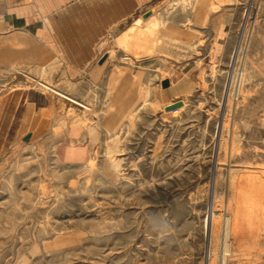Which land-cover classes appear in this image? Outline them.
I'll use <instances>...</instances> for the list:
<instances>
[{"label": "rangeland", "instance_id": "374dc122", "mask_svg": "<svg viewBox=\"0 0 264 264\" xmlns=\"http://www.w3.org/2000/svg\"><path fill=\"white\" fill-rule=\"evenodd\" d=\"M102 50L79 96L0 71V264H264V0H144Z\"/></svg>", "mask_w": 264, "mask_h": 264}, {"label": "crops", "instance_id": "0c3cea01", "mask_svg": "<svg viewBox=\"0 0 264 264\" xmlns=\"http://www.w3.org/2000/svg\"><path fill=\"white\" fill-rule=\"evenodd\" d=\"M144 0H0V71L44 72L64 88L104 85L111 62L103 40L137 16ZM98 60V61H96ZM121 65L111 86H126ZM85 90V89H83ZM80 95L78 89H71ZM81 92V91H80Z\"/></svg>", "mask_w": 264, "mask_h": 264}, {"label": "bare ground", "instance_id": "6f19581e", "mask_svg": "<svg viewBox=\"0 0 264 264\" xmlns=\"http://www.w3.org/2000/svg\"><path fill=\"white\" fill-rule=\"evenodd\" d=\"M239 76V75H238ZM237 83V82H236ZM46 86V85H45ZM49 88V87H48ZM50 89V88H49ZM237 89V88H236ZM56 93H58V94H60L61 96H64V97H66V98H68V99H70V100H72V101H74L73 99H71V98H69L68 96H66L65 94H63V93H61V92H58V91H56V90H54ZM237 92H240L239 90L237 91ZM243 93V92H242ZM75 102V101H74ZM76 103H78V102H76ZM230 140V139H229ZM257 171V170H256ZM228 184V183H227ZM247 195V194H246ZM240 197V196H239ZM242 197V196H241ZM237 198V197H236ZM248 198V197H247ZM220 201V200H219ZM232 201V200H231ZM243 201V200H242ZM231 203V202H230ZM240 205H243L242 203H239ZM250 204H252V203H250ZM227 206V205H226ZM238 207H240V206H238ZM247 206H245V208H246ZM241 209H242V207H240ZM249 208V207H248ZM239 209V208H238ZM236 210V209H235ZM243 210H245L244 209V207H243ZM247 210V209H246ZM228 211V210H227ZM238 211V210H237ZM249 211V210H248ZM213 212V211H212ZM235 213H236V211H234ZM262 212V211H261ZM262 214H264V213H262ZM261 214V215H262ZM235 215V214H234ZM241 215V214H240ZM243 215V214H242ZM252 215V214H251ZM212 216H213V213H212ZM247 216H248V214H247ZM215 217V216H214ZM223 217V216H222ZM225 217V216H224ZM232 217V216H231ZM243 217H244V215H243ZM252 217V216H251ZM208 218H211L210 216L208 217ZM234 218V217H233ZM238 218H239V215H238V213L236 214V217L234 218V225L235 224H237L238 223ZM244 218H247V217H244ZM253 218V217H252ZM262 219H264V216H262ZM213 220L214 219H212L211 218V221H210V223H211V228H212V224H213ZM226 220V224H227V218L225 219ZM254 220V219H253ZM209 221V220H208ZM215 221V220H214ZM223 221V220H222ZM242 221V220H241ZM247 221V220H246ZM250 221V220H249ZM260 222V221H259ZM253 223V222H252ZM264 224V222H260V224ZM225 224V225H226ZM232 224V223H231ZM244 224V223H243ZM209 225V224H208ZM224 225V224H223ZM233 225V224H232ZM251 225V224H250ZM246 226V225H245ZM261 226V225H260ZM262 226H264V225H262ZM222 227V226H221ZM224 227V226H223ZM256 227V226H255ZM231 229H232V227H231ZM233 229H234V227H233ZM245 229H247V227L245 228ZM212 230V229H211ZM209 232V231H208ZM224 233V235H225V238L223 239L224 240V245L226 244V234H227V227L225 226V229H224V231H223ZM253 233V232H252ZM231 234V233H230ZM221 239V238H220ZM227 245V244H226ZM223 251V250H222ZM245 260V259H244Z\"/></svg>", "mask_w": 264, "mask_h": 264}, {"label": "water", "instance_id": "95a60500", "mask_svg": "<svg viewBox=\"0 0 264 264\" xmlns=\"http://www.w3.org/2000/svg\"><path fill=\"white\" fill-rule=\"evenodd\" d=\"M161 84H162V86H166V85L168 84V80H167V79L162 80ZM180 104H181V101L179 100V101H177V102H174V103H172V104L167 105L166 108H167V109H169V108H174V107H176V106H178V105H180Z\"/></svg>", "mask_w": 264, "mask_h": 264}]
</instances>
